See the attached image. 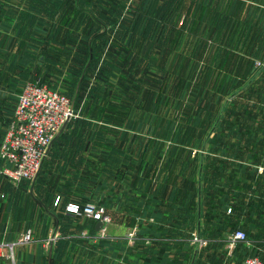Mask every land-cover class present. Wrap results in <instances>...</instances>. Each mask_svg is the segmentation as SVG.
Here are the masks:
<instances>
[{
	"label": "rangeland",
	"instance_id": "obj_1",
	"mask_svg": "<svg viewBox=\"0 0 264 264\" xmlns=\"http://www.w3.org/2000/svg\"><path fill=\"white\" fill-rule=\"evenodd\" d=\"M97 4L104 25L86 14L79 32L107 34L92 51L83 41L72 55L57 56L46 74L75 108L70 127L46 152V174L61 170L48 176L57 193L104 206L111 218L104 229L122 225V240L145 238L135 227L146 224L147 202L156 203L162 184L169 223L176 213L184 217L186 229L176 235L196 241L197 192L202 187L207 206L211 158L223 154L225 127L264 112V0ZM96 182L103 184L94 188ZM91 217L73 214L65 222L79 227ZM257 232L252 237H261ZM8 257L1 264L17 262Z\"/></svg>",
	"mask_w": 264,
	"mask_h": 264
},
{
	"label": "crops",
	"instance_id": "obj_2",
	"mask_svg": "<svg viewBox=\"0 0 264 264\" xmlns=\"http://www.w3.org/2000/svg\"><path fill=\"white\" fill-rule=\"evenodd\" d=\"M97 2L0 0V142L25 83L38 80L52 86L46 77L54 65L51 57L70 56L79 42L82 44L93 36L79 32L86 25L84 16L88 14L104 25L97 12ZM91 25L86 28L90 29ZM261 114L264 112H255L252 120L240 119L225 127L223 154L217 156L214 151L215 158H211L207 206L202 187L197 192L196 216L191 225L200 236L199 241L176 235L175 231L186 229L179 222L184 217L176 213L169 223L168 214L163 213V208H168L169 196L162 190V184L155 193L156 203H151L157 207L147 202L150 210L145 214L147 222L143 227H135L141 228L145 238L122 240V225L109 224L105 229H97L98 220L93 218L79 227L66 224V216L73 215L66 210L67 204L85 203L90 198L57 193L56 182L48 176L62 173L61 170L46 174L52 153L48 154L47 163H43V171L33 180H12L4 173L5 161L0 158V264L10 255L21 264H245V258L252 253L264 259V226L259 224L263 222L261 216L264 219ZM213 129L210 141L218 130ZM198 177L200 181V173ZM102 184L96 182L93 187ZM230 206L232 210L228 211ZM67 227L69 231L62 236ZM238 228L246 230L247 239L233 237ZM131 229L127 227L129 232ZM27 231H31L32 237L23 240ZM256 232L261 237H252Z\"/></svg>",
	"mask_w": 264,
	"mask_h": 264
},
{
	"label": "built area",
	"instance_id": "obj_3",
	"mask_svg": "<svg viewBox=\"0 0 264 264\" xmlns=\"http://www.w3.org/2000/svg\"><path fill=\"white\" fill-rule=\"evenodd\" d=\"M74 114L73 101L63 89L38 80L25 83L18 94L13 118L0 142V158L5 161L4 173L14 181L33 180L41 169L48 147L67 118L71 119ZM70 206H75L77 211H68ZM66 210L101 220L102 228L111 220L104 206L91 201L85 204L69 202ZM231 210L230 206L228 211ZM31 237V231H27L23 240ZM233 237L243 240L248 238V234L238 228ZM195 238L200 240L197 234ZM245 264H264V259L258 253H252L245 258Z\"/></svg>",
	"mask_w": 264,
	"mask_h": 264
},
{
	"label": "trees",
	"instance_id": "obj_4",
	"mask_svg": "<svg viewBox=\"0 0 264 264\" xmlns=\"http://www.w3.org/2000/svg\"><path fill=\"white\" fill-rule=\"evenodd\" d=\"M104 32H97V33H95V34H92L93 36H91L90 38H89V40H85L84 42H85V44H86V47H88L87 49V52H89V51H92V49H93V47H90L91 45H90V42H92L93 44L96 42V40H97V36L98 35H102ZM94 37V38H93ZM93 38V39H92ZM93 44H92V46H93ZM90 49V50H89ZM57 56H59V55H56V56H52L51 58H52V60H53V62H54V60L56 61V57ZM71 121H72V119H70V121H69V123H68V125H67V128L68 127H70V125H71ZM81 203V202H80ZM81 204H85V203H81ZM92 218V217H91ZM95 221L97 220V219H95V218H93Z\"/></svg>",
	"mask_w": 264,
	"mask_h": 264
},
{
	"label": "water",
	"instance_id": "obj_5",
	"mask_svg": "<svg viewBox=\"0 0 264 264\" xmlns=\"http://www.w3.org/2000/svg\"><path fill=\"white\" fill-rule=\"evenodd\" d=\"M73 106H74V104H73ZM70 121V117H68L67 118V120L65 121V123L63 124V126L61 127V129H60V131L57 133V135L55 136V138L66 128V126H67V124H68V122ZM51 145V144H50ZM50 147V146H49ZM48 147V148H49ZM102 225H103V223H102V221L101 220H98V222H97V225H96V228L97 229H100L101 227H102Z\"/></svg>",
	"mask_w": 264,
	"mask_h": 264
},
{
	"label": "clouds",
	"instance_id": "obj_6",
	"mask_svg": "<svg viewBox=\"0 0 264 264\" xmlns=\"http://www.w3.org/2000/svg\"><path fill=\"white\" fill-rule=\"evenodd\" d=\"M68 211H70V212H76L77 209H76L75 206H70V207L68 208Z\"/></svg>",
	"mask_w": 264,
	"mask_h": 264
}]
</instances>
